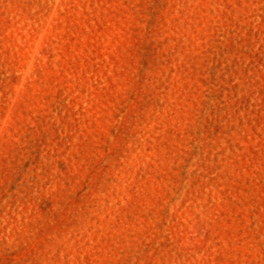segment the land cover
Instances as JSON below:
<instances>
[{
    "label": "rangeland",
    "instance_id": "1",
    "mask_svg": "<svg viewBox=\"0 0 264 264\" xmlns=\"http://www.w3.org/2000/svg\"><path fill=\"white\" fill-rule=\"evenodd\" d=\"M0 264H264V0H0Z\"/></svg>",
    "mask_w": 264,
    "mask_h": 264
}]
</instances>
